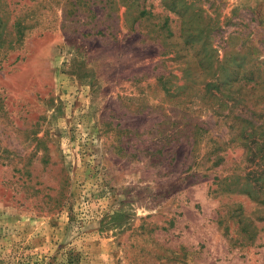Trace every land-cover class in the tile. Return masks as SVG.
<instances>
[{
    "label": "rangeland",
    "instance_id": "obj_1",
    "mask_svg": "<svg viewBox=\"0 0 264 264\" xmlns=\"http://www.w3.org/2000/svg\"><path fill=\"white\" fill-rule=\"evenodd\" d=\"M0 264H264V0H0Z\"/></svg>",
    "mask_w": 264,
    "mask_h": 264
}]
</instances>
